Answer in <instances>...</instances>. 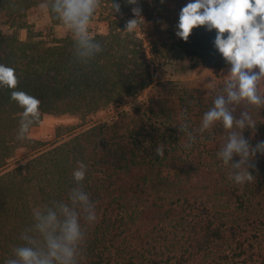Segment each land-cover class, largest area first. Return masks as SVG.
Wrapping results in <instances>:
<instances>
[{"label":"trees","instance_id":"trees-1","mask_svg":"<svg viewBox=\"0 0 264 264\" xmlns=\"http://www.w3.org/2000/svg\"><path fill=\"white\" fill-rule=\"evenodd\" d=\"M49 2L0 0V63L13 67L19 79L16 89L0 86V264L25 243L21 236L32 228L37 205L68 202L78 162L87 165L80 187L97 214L87 225L80 264H264V154L249 161L254 180L237 184L230 174L240 157L224 165L217 155L231 130L221 122L199 130L215 97L226 95L223 89L195 92L154 78L156 57L167 59L177 46L193 67L230 65L215 48L216 30L195 27L187 42L176 35L189 0H115L119 12L114 0H100L91 21H104L107 31L96 26L90 34L103 50L81 63L72 33L47 40L31 27L29 9ZM133 7L142 9V17L126 31ZM48 11L54 24L62 23ZM24 28L27 39L18 33ZM150 86L146 101L119 109ZM14 90L40 100V119L30 130L45 113L82 120L111 113L78 132L85 121L58 125L52 143L31 137L30 130L20 140L23 108L11 99ZM230 107L237 119L243 111L252 116L256 127L243 131L245 139L253 147L264 141V107ZM159 145L163 157L156 155ZM22 150L27 156L19 155Z\"/></svg>","mask_w":264,"mask_h":264},{"label":"clouds","instance_id":"clouds-1","mask_svg":"<svg viewBox=\"0 0 264 264\" xmlns=\"http://www.w3.org/2000/svg\"><path fill=\"white\" fill-rule=\"evenodd\" d=\"M127 3L136 5L138 0ZM99 5L100 0H50L46 5L72 33L75 54L81 63H88L103 50L89 28ZM113 7L115 12L120 11L115 0ZM132 12L135 18L127 22L126 31L135 29L142 17L140 7H133ZM199 26L216 30L215 48L231 65L224 82L226 95L215 97L214 106L203 114L199 130L204 132L217 122L231 130L217 155L224 165L239 156V161L232 163L237 171L231 172L230 178L237 184L252 182L249 167L254 165L249 161L257 152L264 154V141L253 147L245 139L243 131L256 127L252 116L243 111L237 119L233 114L235 108L230 106L246 102L247 106L264 107V93L259 87L264 80V0H189L180 10L176 35L187 42L193 29ZM257 67L258 72L254 71ZM18 83L15 69L0 63V86L16 89ZM11 99L23 108L17 135V139L23 140L28 138L30 126L40 119V100L17 90L11 92ZM186 129L187 125L180 126V131ZM189 139L195 138L189 134ZM155 151L156 155L164 156L162 145ZM86 172L87 165L78 162L72 173L77 186L69 191L68 202L57 201L45 209H33L34 224L21 236L25 243L13 249L14 258L7 259L5 264H80L87 225L97 220L95 204L80 187Z\"/></svg>","mask_w":264,"mask_h":264},{"label":"rangeland","instance_id":"rangeland-1","mask_svg":"<svg viewBox=\"0 0 264 264\" xmlns=\"http://www.w3.org/2000/svg\"><path fill=\"white\" fill-rule=\"evenodd\" d=\"M28 20L31 27L35 32H42L44 38L47 40H52L54 37H62L70 34L71 32L63 25L54 24L48 11L46 4L35 5L28 11ZM99 27L100 31H107V24L104 21L93 20L90 22L89 28ZM3 31L7 34L12 33L13 29L8 26H3ZM19 36L22 39H27L29 35V30L27 28L18 30ZM147 52L151 56L150 46H147ZM160 60L159 63L154 64L155 68V81L165 84L167 81L178 83V85L188 88L191 91L198 92L202 91H214L224 88V82L228 79V74L230 72L231 65L213 68V67H203L197 66L193 67L188 61L187 53L179 48L178 46L174 49L172 48L168 52L167 59H162L161 57H156ZM258 72V67L254 69ZM260 91L264 93V80L260 82ZM151 86L145 89L142 93L137 96H129L125 99L122 106L119 109H124L130 107L134 104L144 102L148 99ZM117 109L111 110L116 112ZM111 112L101 111L98 113L90 114L85 120L78 115L73 114H51L45 113L39 124L33 126L30 130V135L33 138L44 140L45 142L52 143L57 138L56 128L58 125L64 126H76L77 124L85 121L83 126L76 129V131H81L92 123L99 121L106 117ZM21 157L27 156L26 151L22 150L19 152ZM167 191L171 194L176 193L173 186L167 188ZM39 208V205L36 206Z\"/></svg>","mask_w":264,"mask_h":264}]
</instances>
